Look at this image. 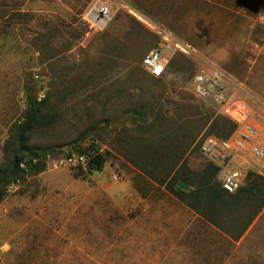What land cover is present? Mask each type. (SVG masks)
<instances>
[{
	"label": "rangeland",
	"instance_id": "rangeland-1",
	"mask_svg": "<svg viewBox=\"0 0 264 264\" xmlns=\"http://www.w3.org/2000/svg\"><path fill=\"white\" fill-rule=\"evenodd\" d=\"M97 1L112 11L93 24ZM163 31L185 51L165 49L156 78L143 60ZM214 70L229 99L264 105V0H0V169L29 98L55 117L29 140L46 171L0 186L3 263L264 264V186L221 209L222 228L167 191L179 159L206 167L197 144L220 114L192 80ZM94 143L102 170L62 164Z\"/></svg>",
	"mask_w": 264,
	"mask_h": 264
},
{
	"label": "built area",
	"instance_id": "built-area-1",
	"mask_svg": "<svg viewBox=\"0 0 264 264\" xmlns=\"http://www.w3.org/2000/svg\"><path fill=\"white\" fill-rule=\"evenodd\" d=\"M95 2L92 14L93 24L108 19L112 8L107 3ZM163 43L152 50L143 60V66L153 77L162 78L168 66L164 56L165 49L184 47L168 32H161ZM225 75L220 70L212 73L202 72L194 76L192 86L194 93L218 107V110L236 129L228 139H220L214 135L207 136L201 146L205 162L219 168L218 180L222 188L229 193L237 192L246 182L250 172L264 178V105L258 110L242 100H231L226 93ZM96 152L72 154L62 160V164L87 169L96 158ZM113 178L118 180L119 176ZM0 264L3 263L0 247Z\"/></svg>",
	"mask_w": 264,
	"mask_h": 264
},
{
	"label": "trees",
	"instance_id": "trees-1",
	"mask_svg": "<svg viewBox=\"0 0 264 264\" xmlns=\"http://www.w3.org/2000/svg\"><path fill=\"white\" fill-rule=\"evenodd\" d=\"M29 110L23 116V120L15 124L11 137V145L16 149L12 153V157L7 161L3 168L0 169V186L8 187L12 183L23 180L25 176L32 174H40L46 171V157L48 151L41 150L37 147H30V135L38 129L49 127L55 120L51 112L45 111V101L29 98ZM135 116L140 115V110L132 111ZM220 117L214 121L211 133L220 139H228L236 129V125L226 118L220 111ZM202 142L197 144V148L201 150ZM95 151L96 158L91 166L87 168L89 173L100 171L104 168L106 158L101 152V149L95 143L86 149H77L76 154ZM72 155L70 153L68 156ZM27 159L26 168H22V164ZM36 161V162H35ZM35 162V163H34ZM180 159L174 163L172 170L168 173L172 178V182L168 183L167 191H169L177 200L184 203L191 210L196 212L201 217L208 220L214 226H220L218 220L219 211L225 208H233L239 206L237 199L248 195L261 192L264 186V178L260 175L250 172L247 176L245 184L235 193L226 192L218 180L219 168L213 164L206 163L202 173H193L190 170L178 169ZM178 169V170H177ZM174 171V173H173ZM174 174V175H173ZM199 176L203 179L199 180ZM196 187V188H193ZM1 188V187H0ZM208 190L210 197L205 199L202 196L203 190ZM7 195V189L0 190V201ZM233 198L234 201H230ZM264 207V198L261 205L256 209V215ZM222 228V227H221Z\"/></svg>",
	"mask_w": 264,
	"mask_h": 264
},
{
	"label": "crops",
	"instance_id": "crops-1",
	"mask_svg": "<svg viewBox=\"0 0 264 264\" xmlns=\"http://www.w3.org/2000/svg\"><path fill=\"white\" fill-rule=\"evenodd\" d=\"M189 208V207H188ZM190 209V208H189ZM191 210V209H190ZM192 213L196 216V217H199L200 215H198L196 212H194L193 210H192ZM201 217V216H200Z\"/></svg>",
	"mask_w": 264,
	"mask_h": 264
}]
</instances>
